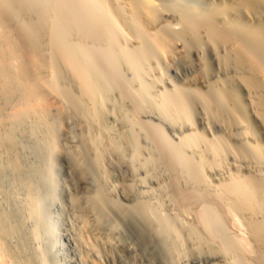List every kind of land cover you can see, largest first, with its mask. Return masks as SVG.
<instances>
[{
	"label": "bare ground",
	"instance_id": "6f19581e",
	"mask_svg": "<svg viewBox=\"0 0 264 264\" xmlns=\"http://www.w3.org/2000/svg\"><path fill=\"white\" fill-rule=\"evenodd\" d=\"M65 1V4H62L63 9H61L62 7L60 8L59 5L62 2L59 3V0H0V264H102L105 260L115 261L120 259L118 258V251L120 250L126 253L127 258L133 262L146 261L149 264H173L176 260L173 262L171 258L173 246L170 244L171 236L167 234L164 226L166 222L163 224L165 219L160 220V215V218H157V215L153 214V208H151L153 202L151 203L152 199L150 202L148 199L154 195L156 197V194L158 196L159 194H167L164 184H168L167 179L169 177H167V174L168 176L171 174V172L168 173V170L172 171V169H169L168 163L172 165L173 163L171 164V162L175 161V158L172 160L169 155L172 156L171 153L175 149L173 151L170 149V154L167 152L166 155L165 150L167 148H162V141L160 143L162 145L161 149L165 152H161L160 145L156 146V144L162 138L157 140L158 137H156V143L152 141L154 138L151 139V134L148 135L147 130H145L147 125L146 127L145 124L143 126V121L141 125L138 124L139 121L137 122L136 120L141 119L133 115V113L138 111L133 109L135 111L133 112L131 107L128 106L129 104L126 103L128 99L125 98V95L127 93L124 94L123 89L121 90L124 87L116 86L112 81L114 80L113 77L110 80L107 79L106 76H108L109 72H104L103 74L104 69L98 70L96 67H99V65L91 58L95 63V66H93L94 63L90 62V58L88 59V53L92 55L95 50L85 49L84 47L89 46L87 44L83 46L81 42L84 40L86 43V40H88L84 38L86 33H90V39L94 36L97 41L110 39L111 42V40L114 41L111 36H115V33L120 35V32H122L121 37L125 34L127 38L125 35L124 37L131 43L130 45H135L133 46L135 50L140 49L137 54L141 55L143 60L140 59L138 61L142 60L141 62L143 63L145 60L147 62H144V64L148 63L154 69V73L157 75H154L157 77L155 78V83L167 89L169 88L168 90L171 89V92L175 91L173 92L174 94L178 90V86L176 87L177 83L187 89V91L190 90L189 93L192 92L193 94L196 92L194 93L195 95L199 93L197 89L203 88L206 81H209L210 85H212L211 88L214 89L213 92L220 91L222 96H224L222 100L224 99L223 101L229 106L228 110H226L229 111L230 109L229 112H231L230 114L233 118L231 117L232 121H230L231 118L224 116L225 113L222 112L220 106L217 107L219 103L216 100L214 101L212 97H207L208 95L204 93L206 96H200V92L199 99L203 96L200 100L203 110L211 112L212 123L219 132L228 135L236 142H244L250 139L254 144L253 162L258 165L255 168L259 167L260 170H264V162L262 160L264 159V145H262L264 142L261 143L264 140V0H92L91 2L95 4V8L90 4L92 7L90 9L96 11L98 9L103 12L106 15L105 17L108 18H106V21L111 22L112 26L121 29L118 32L114 30L115 33L110 30L113 33L111 36L108 33V29L111 27L110 25H108L110 28L106 26L109 22L105 24L104 17V21L101 24L103 23L102 25L105 26L102 27L99 24V20L102 18L96 20L98 25L96 24L97 22H94L98 16L101 17L99 15L101 12L96 15L97 17H94L93 14L96 13H91L93 10L89 13L87 10L89 8L86 7V10L83 9L87 12L85 19L86 15L82 14L77 8H85L84 4L88 1L84 3V0H74L76 1L77 10H74V12L79 11V16H84L81 22L83 23L85 20L86 22L84 23L89 27H87L88 30L86 29L87 32L82 37L81 33L77 34V32H83V29L79 30L80 21L76 22L80 18L78 16L79 13H76L78 19L75 16V20H72L77 24H72L73 22H71L69 17L72 25L67 21V26L75 25L76 28L78 26L77 29L79 31L76 29L77 32L74 33L75 27L71 28L70 26L68 32L73 31L77 36H81L80 38L79 36L77 38L76 35L72 36L73 38L76 36V43L72 42L74 39H72L71 35L73 34L68 35L67 30H64L66 24L63 26L61 23V20L68 18L66 15H72L71 17L75 15V13L73 15V12H70L73 10H69L72 1ZM66 3L70 7L69 5L65 7V9L69 8H67L69 13L67 12L64 15L66 11H61L64 10ZM78 5L80 6L78 7ZM73 6L72 8H74ZM83 10L81 9V11ZM61 13H64L65 19L61 18ZM90 15H93L91 17L94 19ZM79 23L80 25H78ZM87 25L82 27L86 28L85 26ZM90 29L92 30V35L91 31H89ZM170 29L175 30L177 37L173 31H168ZM107 34L110 38H107ZM87 36L88 34H86ZM69 37H71V40ZM94 37L93 40L95 39ZM124 37L122 41H124ZM81 38L83 39L80 40ZM78 39L81 41L80 43H78ZM90 39L88 42L91 41ZM182 39L184 40L182 42L184 46L176 41ZM107 40L105 41L106 44L109 42ZM115 40L118 41H115L116 43L112 42L113 46L120 42L117 37H115ZM124 42L127 43V41ZM126 43L124 44V46L126 45L125 48L117 46L118 49L121 48L119 50L115 49V51L120 52L121 49H126L129 45V43L128 45ZM191 48H193L192 52L195 59H191L188 54V50ZM106 49L109 51V48ZM128 49L129 47L126 50ZM86 50L93 52H87ZM126 50L122 52H126ZM97 52L96 50L95 54ZM103 52L105 53V50ZM106 57L108 58V55ZM122 57L124 58H119V60L115 58V62H122L123 59L125 61V59L129 58V55L127 57L123 54ZM131 58H129L128 62L130 61L131 63L133 59L131 68L134 70L137 68L135 65L137 60ZM97 60L98 58L95 61ZM108 60H110V57ZM112 61L114 62L113 59ZM89 62L93 64L90 65ZM121 62L119 64L122 65ZM128 62L124 63L127 66V71L128 69L130 70V63L127 64ZM119 64L117 63L116 65L118 66ZM133 64L135 67H132ZM140 66L138 65V67ZM92 67L96 69L94 68L95 70H93ZM149 68H147L148 71L151 70ZM121 69L123 68L121 67ZM130 72L132 73V70ZM143 72L146 73L145 71ZM119 73L118 71L117 75ZM125 75L123 76L124 78ZM140 84H147V86L145 85L146 89L143 88L144 86L140 87ZM140 84L138 86L136 84V86L141 88V90L138 89L136 91L142 92L144 89L143 91L145 92L142 93H145V95H143L146 96L148 94L146 97H149L148 99L151 101L150 108L147 107L146 109L149 108V112L152 109L154 112L150 113L159 116L164 121L163 123L167 125L166 127L175 136L177 135L181 142L188 139L194 133L192 132L194 129L192 127L193 123H190V116L187 114L189 111L184 107L188 112L180 111L185 112V116L182 117V114L176 113L177 111L174 113L173 110H169L168 106H162L165 101L162 104L160 103L161 105L154 102L152 96H154L155 92H152L153 95L150 96V92L153 89H150L149 92L148 82ZM133 87L131 86V88ZM140 93L138 94L140 95ZM169 93L166 92L164 94ZM214 94L219 95L217 93ZM168 98L170 101L172 100L171 97ZM181 101L182 99L178 103ZM147 102L146 104L148 105L149 103ZM188 104L186 103L187 106ZM132 108L135 107L133 106ZM175 109L177 110L178 108ZM198 124L200 127H205V120L202 116L198 117ZM253 124L256 125L258 130L252 128ZM232 126L235 127L233 129H237L238 135L233 134ZM148 127L150 126L148 125ZM150 130L152 129L150 128L148 131ZM196 132L198 134V131ZM152 134L155 135L156 133ZM201 136L197 137L202 142L201 138L203 137ZM195 137L194 140L192 136L190 137L192 142L195 141ZM168 139L166 140L168 141ZM191 139H188L189 142ZM166 140L165 142H167ZM183 142L182 144L186 140ZM192 144H185L186 146L190 145L188 150L196 142ZM216 145L218 146V144ZM232 146L230 149H232ZM180 148L184 147L180 146ZM197 148L199 149V146ZM212 149L214 151V147ZM221 149L223 150V147ZM239 149L237 150L240 151ZM237 150L236 152H238ZM213 151L210 150V155ZM197 152L199 153V151L195 153L198 154ZM221 152L220 154H222ZM202 154L204 155L203 152ZM199 155L201 158L200 153ZM212 155L214 156V153ZM165 156H168V159ZM205 156L199 161H201L203 169L208 175L215 179L222 171H219L218 167L216 168L215 162L214 164L210 163V159L206 161L204 159ZM230 158L232 157L230 156ZM206 159L208 160V158ZM237 161L241 162L239 159ZM223 162L225 164L224 159ZM219 163H216V165ZM167 164L168 169L166 171ZM220 164L222 165V163ZM179 166L181 167V165ZM231 175L233 176V173ZM204 176L206 177V175ZM241 180L244 179H236L235 174V177H230V180L227 181L226 188L225 186L222 187L226 189L225 191L228 192L226 194L230 196L229 208H232L231 210L237 208V210L250 215L253 243L258 248L255 255H250L253 257L252 264H264V189L261 188L262 191L259 190L262 186H258V189H253L251 185L254 181L251 185L246 182V180L249 182L250 179L246 178L245 182ZM146 182L155 186V189L147 188L146 185L148 184ZM254 184L257 187L256 183ZM176 185H178L177 182ZM174 188L176 190L177 186ZM179 197H181V194ZM188 197L190 198V196ZM120 199H127L131 203L124 204ZM177 199L179 198L177 197ZM220 202H222L221 198ZM154 204L158 205L157 202ZM226 205L229 204L227 203ZM231 210H229L230 213ZM214 211H217V209ZM187 212V214H190L188 210ZM195 213H197L196 210ZM207 216L208 218L210 217L209 215ZM222 220L220 223H222ZM128 221L132 225H129ZM203 222L205 223V221ZM172 223L171 221L170 224ZM127 226L126 230L129 231L131 229L130 233H126L124 230ZM170 227L169 225V229ZM179 228L178 230L181 231ZM202 228H204V225ZM181 234L180 236L182 237ZM204 236L207 235L204 234ZM199 243L201 241L197 244ZM203 244L206 243L203 242ZM212 244V242L211 244L209 243L210 246ZM185 246L188 248L187 245ZM210 248L207 250L209 251ZM215 248H211L212 252H215ZM240 248L242 249V247ZM181 251L183 250L181 249ZM216 253L218 252H215L213 256L211 255V261L220 260V256ZM247 256L246 260L248 259ZM122 260H119V263ZM249 262L251 263V260ZM249 262L247 263L250 264ZM210 263L212 264V262Z\"/></svg>",
	"mask_w": 264,
	"mask_h": 264
},
{
	"label": "rangeland",
	"instance_id": "374dc122",
	"mask_svg": "<svg viewBox=\"0 0 264 264\" xmlns=\"http://www.w3.org/2000/svg\"><path fill=\"white\" fill-rule=\"evenodd\" d=\"M60 2L59 3H61V5H59V7L61 8L62 7V4H65L64 3V1L62 0H59ZM69 1V0H68ZM67 1V2H68ZM72 1V2H71ZM88 1V2H87ZM92 0H84V3L85 2H87V3H85L84 5H85V8L84 7H82L81 9L83 10V9H85L86 10V7L87 8H89V9H87L88 11H89V13H90V11L91 10H93V9H90V8H92L91 6H93L94 8H95V4L93 3L92 4V2H91ZM66 2V1H65ZM69 2H71L70 3V5H71V8L69 9L68 7V9L69 10H73V11H70V12H73L72 14L74 15V13H75V15H74V17H71V16H69V14L68 15H66L67 14V12H68V9L66 10L65 9V7L66 6H68L69 4H67L66 3V5L64 6V10H62L61 12H64V11H66V12H64V13H61L62 14V19H65L66 18V16L68 17L66 20H61V23L63 24V26H65L64 24H66V27H64V30L66 29L67 30V32L69 31V28H70V26L72 25V24H77L79 21H80V23H81V26L79 27V30L81 31L82 29V31L83 32H77L76 31V29L78 28V26H77V28L75 27V25H73V26H71V28H74L75 27V31H74V33H76L77 32V34H79V33H81V35H82V37H83V35H84V33H86L87 31H86V29L88 30V25L87 24H85L84 22H86L85 20H84V22L82 23L81 21V19H82V17H84L82 14L84 13V15H86V13L87 12H85L84 10V12L83 11H81V9H79L80 7V5H78V7L79 8H77L82 14V17H80L79 15H80V12L78 11V12H74V10L75 11H77L76 10V1H74V0H70ZM68 2V3H69ZM91 2V3H90ZM73 3H74V6H73ZM90 4H91V6H90ZM70 5H69V7H70ZM89 5V6H88ZM72 6L75 8H72ZM61 9H63V7L61 8ZM60 9V10H61ZM97 9V8H96ZM96 10H93V11H91V13L92 12H94V13H96V14H93L94 15V17H97L96 15H98V13L99 12H101V11H99L98 9H97V11L95 12ZM69 13V12H68ZM76 13L78 14V16L80 17L79 19H78V17L76 16ZM66 15L65 16V18H64V15ZM93 15H90V17L91 16H93ZM99 15H101V17L100 16H98L95 20H94V22H97L96 24L98 25V21H96V20H99L100 18H102V19H100L99 21H100V25H102L101 24V22L102 21H104L105 22V24H106V22L108 23L109 21H106L108 18L107 17H105L106 15L103 13V12H101ZM102 15H104V16H102ZM75 16L77 17V19H78V21H72V20H75ZM69 17L71 18L70 20H71V22H73L72 24H71V22L69 21ZM86 17H87V15L85 16V19H86ZM103 17H104V20H103ZM74 18V19H73ZM91 18H93V17H91ZM91 18H89V19H91ZM107 18V19H106ZM94 19V18H93ZM93 19H91V20H93ZM65 21V22H64ZM67 21L69 22V24H71V25H68L67 26ZM80 23L78 24V25H80ZM87 25V26H85L86 28H84V27H82V26H84V25ZM112 23L111 22H109L106 26H108V25H110V29H108L109 30V32L108 33H110V35L109 36H111V34L113 35V33H111V31L112 32H114V30H117L116 32H118V30L119 31H121V29H119L118 27H116V26H112L111 25ZM103 26H105V25H102V27ZM82 27V28H81ZM88 27V28H87ZM107 27V28H108ZM91 28V27H90ZM112 28H113V30H112ZM84 29H85V32H84ZM65 30V31H66ZM71 30V29H70ZM78 30V29H77ZM78 30V31H79ZM111 30V31H110ZM89 31H91V35H92V30L90 29ZM169 32L170 31H173V33H174V35L176 36V34H175V30H172V29H170V30H168ZM73 34V35H71V37L72 36H74V35H76V34H74L73 33V31L72 32H68V35H70V34ZM83 33V34H82ZM115 33V32H114ZM121 33L122 32H120V37L115 33L114 35L115 36H111L112 38H114V41H112L111 40V42H110V39L109 40H107V41H109L110 42V44H112V46H110V44H109V42H107V44H106V40H98L97 41V39L94 37V36H92L91 38L92 39H90V33H86V34H88V36L86 37V34H85V37L84 38H87L88 40L90 39L91 41H89L88 42V40H86V43H85V41L83 42H81V41H79V39H78V43H80L81 42V45H83V46H86V44L90 47H84L85 49H88V50H95L94 52H93V54L91 55V54H89L88 53V59L90 58V62H93V60H94V62H96V64L97 65H99V67L97 66L96 68L98 69V70H101V68H102V70H103V74H104V72H106V73H108V76H106V78L107 79H112V77L114 78V80H112L113 82H114V84L117 86L118 85V87H119V85H120V87H124V88H121V90L123 89V92H124V94H126L125 95V98L126 99H128V100H126V103L127 104H129L128 106L129 107H131V110H135V111H138V112H136L137 113V116H136V113H133V115L136 117V118H140L141 120H136L137 122H138V124H142L143 123V126H144V124H145V127H146V125H147V127L145 128V130H147V133H148V135L149 134H151L150 135V138L151 139H153L152 141L154 142V143H156L157 142V140L158 139H161V140H158V143L156 144V146L157 145H160V143L163 141V146L162 145H160V149H161V146H162V148L163 147H165L164 149H166L165 151H166V155H167V152H169V154H170V152L171 151H173L174 149L176 150H174L171 154H172V156L171 155H169V158L171 159V157H172V160H173V158H175L174 160L175 161H172L171 162V164L172 165H170V163H168L169 164V169H172V171H173V173H172V171H170V170H168V173H170L171 172V174H172V177H171V174H169V176H168V174H167V172H166V174H167V177H169V179H170V181H169V179H167L168 180V184H164L165 185V188H166V192H167V194H159V196L156 194V197H155V195L154 196H151L148 200H149V202H150V200H151V203H152V205H151V208H153L152 209V212H153V214L155 215H157V218H160L159 217V215L161 216V218H160V220H164V222H163V224L166 222V224L164 225L165 226V228H166V231H167V234H169V236H171L170 237V244H171V246H173L172 247V255H171V258H172V261L174 262L175 260V262L173 263V264H211L210 262H212V264H246L247 262H249L250 260H251V263L250 264H252V258L253 257H251V256H253V255H255L256 253H257V251H258V248H257V246H256V244L255 243H253L254 242V240H253V230H251V225H250V223H252V221H251V219H250V215H248V214H246V212H243V211H239V210H237V208H234L233 210H231L232 208H229V206H230V196H228L227 194H226V192L227 191H225L226 189V183H228L227 181H229L230 180V177L231 178H233V176L235 177V174H236V179L237 178H239V180H240V178L241 179H244V180H241V181H244L245 182V180H246V178L249 180V182L246 180V182L248 183V184H252V182H253V184L254 183H256V186L257 187H255V184L253 185H251V187L254 189H258V186L260 187V186H262V187H260L259 188V190L260 191H262L261 190V188L262 189H264V179H262V178H264V170H260L259 169V167H256V168H258L257 170H256V168H255V166H258L257 164H255V162H253L254 161V150H253V143L251 142V140L250 139H247V141H244V142H236V141H234V140H232V138H230L228 135H226V134H224V133H222V132H219L217 129H216V127H214V124L212 123V120H211V112H209V111H205V109L203 110V105H202V102L200 101L201 100V98L203 97V96H206V95H208L207 97H212V99H214V101L216 100L217 101V103H219V104H217L218 106L217 107H219L220 106V109L222 110V112H224L225 113V117H229V118H231L232 117V115L230 114L231 112H229L230 111V109H229V111H227L228 110V104H226V102H224L223 100H222V97L224 98V96H222V94L220 93V91H214L213 92V90L214 89H212L211 88V86L212 85H210L211 83L209 82V81H206V84H205V86L202 88H200V89H197V92L199 91V93H197V94H195L194 95V93H196V92H194L193 94H192V92L191 93H189V91L190 90H188L187 91V89H184L182 86H179L180 84L179 83H177V85H176V87L178 88V90H179V92H178V90L177 89H175V90H177L176 91V93L174 94L173 92H175V91H172L171 92V89L170 90H168L166 87H163V86H159V85H157V83H155L156 81V79L155 78H157L156 76V73H154L155 71H154V69L153 68H151L150 67V65L148 64V63H146V64H144V62H147V61H143V63L141 62L142 60H143V58H142V56L140 55L139 56V54H137L139 51H140V49H137V47H136V49L137 50H135V48L133 47V46H135V45H130L131 43H129V41L128 40H126V38H127V36L125 35V37H124V35H123V37H124V41H127V43L126 42H124V41H122V39H123V37H121ZM117 35V36H116ZM77 36V35H76ZM76 36L73 38L72 37V39H74V40H72V42H77V39H76ZM79 36V38L81 37L80 35H78ZM78 36H77V38H78ZM108 36V34H107V38H110ZM71 37H69V39L71 40ZM89 37V38H88ZM93 37L95 38L94 40H93ZM115 37H117V39L119 38V41L121 42H119V44H117L116 46H115V44H114V46H113V43L116 41L115 40ZM177 37V36H176ZM111 38V39H112ZM83 38H81L80 40H82ZM94 41H96V42H94ZM101 41V43H99ZM102 41H103V43H102ZM118 41V40H117ZM116 41V42H117ZM176 41H178L179 43H182V42H184V40L182 39V40H176ZM89 44H88V43ZM94 42V43H93ZM113 42V43H112ZM115 42V43H116ZM131 42V41H130ZM84 43H85V45H84ZM127 44L128 45V43H129V45H128V47H129V49H130V47H131V49L129 50H126V49H121L120 50V52H118L117 50H119L118 49V47L119 46H122V48L124 47H126V45L124 46V44ZM92 44H93V46H92ZM122 44V45H121ZM183 44V46H184V43H182ZM105 46V47H104ZM108 46V47H107ZM118 46V47H117ZM96 47V48H95ZM106 48H109V51L106 49ZM114 50H113V49ZM134 48V49H133ZM186 48V47H185ZM115 49H117L116 51H115ZM189 49V48H188ZM193 48H191L190 50H188V54L191 56H189L191 59H195V57L193 56V50H192ZM96 50L98 51L96 54H95V52H96ZM105 50V53L103 52ZM123 50H126V52L124 51V52H122ZM132 50H134V51H132ZM139 50V51H138ZM87 51V50H86ZM100 51H101V53H100ZM111 51V52H110ZM113 51H114V53H113ZM191 51V52H190ZM87 52H91V51H87ZM91 52V53H92ZM102 52H103V54H102ZM122 52V54H120L119 55V53H121ZM132 52H134V53H136V55H134V53H132ZM98 53H99V55H98ZM108 53H110V54H108ZM111 53H112V55H111ZM130 53V54H129ZM94 54H95V56H94ZM103 56V58H102V56ZM114 54V55H113ZM118 54V55H117ZM123 54H124V56H127L128 57V55H129V58H131L133 55V57L132 58H135V60H137V61H135V62H137L136 64H135V62H134V64L137 66V68H135L134 70H133V68H131V63H133L132 62V60H131V63H130V61L128 62V60H129V58L128 59H125V61H123L122 60V62L121 61H116L115 62V58H118L119 56H121V57H119L120 59L121 58H124V57H122L123 56ZM140 54H141V52H140ZM89 55H90V57H89ZM106 55H108V58L106 57ZM115 55H116V57H115ZM91 56H94V57H91ZM100 56V57H99ZM131 56V57H130ZM109 57H110V60L112 61V59L114 60V62L112 61H110V60H108L109 59ZM111 57H112V59H111ZM126 57V58H127ZM139 57V58H138ZM93 60H92V59ZM98 58V60L97 61H95L96 59ZM100 58V59H99ZM106 58V59H105ZM119 58L117 59V60H119ZM138 58V59H137ZM200 58H201V56H200ZM140 59H142L141 61H138V60H140ZM92 60V61H91ZM100 60H103V61H100ZM107 61H108V63H107ZM89 62V63H90ZM93 62V63H94ZM105 62V63H104ZM119 62H121L122 63V65L121 64H119ZM126 62H128L127 64H129L130 63V70L128 69V71L126 70L127 68V66L125 65L126 64ZM141 62V63H140ZM92 63V64H93ZM102 65H101V64ZM119 64L118 66L116 65V64ZM125 63V64H124ZM91 63H90V65H92ZM104 64V65H103ZM108 64H110V65H108ZM134 64H133V66L132 67H135L134 66ZM144 64V65H143ZM149 66H148V65ZM112 65V66H111ZM138 65H141L140 67H138ZM93 66H95V63H94V65ZM110 66V67H109ZM119 66H120V68H119ZM145 66V67H144ZM104 67V68H103ZM115 67V68H114ZM121 67L124 69H121ZM151 68V70H149L148 71V69L147 68ZM95 67H92V69L93 70H95L94 69ZM100 68V69H99ZM106 68H107V70H106ZM138 68H141V69H138ZM149 68V69H150ZM110 69H111V71H110ZM116 69V70H115ZM137 69V71H135ZM120 72L118 75H117V73H118V71ZM132 70V73L130 72ZM147 70V71H146ZM127 71V72H126ZM142 71V72H141ZM143 71H145L146 73H144ZM153 71V72H152ZM102 72V71H101ZM117 72V73H116ZM128 72H130L131 74H133V75H131L130 73H128ZM137 72V73H136ZM139 72V73H138ZM151 74H150V73ZM106 73H105V75H106ZM115 73V74H114ZM135 73V74H134ZM142 75H141V74ZM154 73V74H153ZM113 74V75H112ZM124 74H126L125 75V78L123 77L124 76ZM140 74V75H139ZM153 74V75H152ZM134 75H136V76H134ZM145 75V76H144ZM154 75H156V76H154ZM149 76V77H148ZM151 76H152V78H151ZM127 77H129V78H127ZM130 77H132V78H130ZM135 77V78H134ZM137 77V78H136ZM116 78H118V79H116ZM121 78V79H120ZM127 78V79H126ZM142 78H144V79H142ZM151 78V79H150ZM116 79V80H115ZM123 79V81H121ZM136 79V80H135ZM139 79H140V81H139ZM153 79H154V82H153ZM125 80V81H124ZM130 80V81H129ZM132 80V81H131ZM145 80V81H144ZM127 81H128V83H127ZM142 81H144V82H148V90H149V92H150V89H153L151 92H150V96H152L153 94H152V92L154 93V96H152V98L154 99V102H157V103H163L164 101L166 102V106H165V102H164V105H162V106H164V107H167L168 106V109L170 110L171 109V111L173 110V112L175 113L176 111V113H179L180 115L182 114V117L183 116H185L184 114H185V112H188L187 114L190 116V123L193 125L192 127L194 128L193 129V131L192 132H194L191 136H192V138H193V140H194V137L196 136H201V137H203V138H201L202 139V142L200 141V138L199 137H195V141L194 142H196V144L194 145V146H199V149L197 148V147H195V148H197V149H195V148H193L194 146H191L190 147V149H192V150H188V148H189V146H186L185 144H191V145H193L192 143H194V142H192V139L189 137L188 139L190 140L191 139V141L190 142H192V143H190L189 142V140L188 139H185L186 140V142H185V140H184V144H182V142H181V140L177 137V135L175 136V134L174 133H172L169 129H168V127H166L167 125H165V123H163L164 121L163 120H161V118L159 117V116H157L156 114H153V113H150V112H152L153 110L151 109V111L149 112V106H150V104H151V101L148 99L149 97H146L148 94H146V96H144L145 95V93H142V92H145V91H143L144 89L143 88H145V85L147 86V84H143V85H141L140 83H144V82H142ZM152 81V82H151ZM132 82H135V83H132ZM136 82H138V83H136ZM121 83V84H120ZM132 83V84H131ZM131 84V85H130ZM136 84H137V86H138V84H140L139 86L141 87V86H144L142 89V92L141 91H136V90H138V89H140L141 90V88H138L137 86H136ZM208 84V85H207ZM128 86V87H127ZM131 86L133 87V88H131ZM126 87V88H125ZM210 87V88H209ZM168 90H166V89ZM206 88V89H205ZM209 88V89H208ZM125 89V90H124ZM129 89V90H128ZM134 89H135V91H134ZM146 89V88H145ZM212 89V90H211ZM131 90V91H130ZM182 90H184V91H182ZM128 91V92H127ZM160 91H161V93H160ZM185 91H186V93H185ZM211 91V92H210ZM132 92H133V94H132ZM135 92V93H134ZM142 93V95H141V93ZM169 93V94H164V93ZM183 92V93H182ZM200 92H201V94H200ZM129 93H131V94H129ZM138 93H140V95L138 94ZM160 93V94H159ZM172 93V94H171ZM177 93H179V94H177ZM185 93V94H184ZM206 94V95H204V94ZM212 95H211V94ZM214 93H217V94H219V95H216V94H214ZM160 96H159V95ZM175 96H174V95ZM199 94H200V96L201 95H203L200 99H199ZM136 97H135V96ZM163 95H165L164 97H163ZM172 95H173V98H172ZM177 95H180V96H177ZM192 95V96H191ZM211 95V96H210ZM139 96V97H138ZM167 96V97H166ZM176 96H177V98L178 97H180V98H178V100L180 101L181 99H182V101L180 102V103H178L179 101L178 100H176L177 98H176ZM181 96H183V97H181ZM213 96H215V97H213ZM216 96H218V97H216ZM131 97H132V99H131ZM140 97H142V99H140ZM144 97V98H143ZM167 98V101H166V98ZM168 97H171L172 98V100L170 101V99L168 98ZM164 98V99H163ZM190 98V99H189ZM219 98V99H218ZM146 101H145V100ZM163 99V100H162ZM174 99V100H173ZM199 99V100H198ZM132 100V101H131ZM136 100H137V102H136ZM141 100V101H140ZM147 100H148V102H147ZM161 102H160V101ZM194 100V101H193ZM220 100H221V103H220ZM140 101V102H139ZM143 101H145V102H143ZM150 101V102H149ZM173 101V102H172ZM177 101V102H176ZM185 101H187V102H185ZM133 102V103H132ZM139 102V103H138ZM146 102L147 103H149L148 105L146 104ZM188 102H190L189 104H188ZM132 105H131V104ZM135 103V104H134ZM184 103V104H183ZM186 103L188 104V106L186 105ZM193 103V104H192ZM134 104V105H133ZM139 104V105H138ZM142 106H141V105ZM144 104H146V105H144ZM160 104V105H161ZM180 104V106H178L177 107V105H179ZM137 105V106H136ZM201 105V106H200ZM223 105V106H222ZM227 106V107H225V106ZM137 107L136 109L135 108H132V107ZM139 106V107H138ZM141 107V108H140ZM147 107H149L148 109H146ZM171 107H173V108H171ZM180 107V108H179ZM184 107H185V109L186 110H188V111H186L185 109H184ZM223 107V108H222ZM225 107V108H224ZM175 108H178L177 110L175 109ZM183 108V109H182ZM196 108V109H195ZM139 109V110H138ZM142 109V110H141ZM180 109V110H179ZM182 109V110H181ZM190 109H192V110H190ZM227 109V110H226ZM133 110V112H135ZM148 110V111H147ZM194 110H195V112H194ZM203 112H207V113H203ZM180 111H185V112H180ZM154 112V111H153ZM209 112V113H208ZM227 112V113H226ZM190 113H192V114H190ZM223 113V114H224ZM205 114V115H204ZM209 114V115H208ZM228 114V115H227ZM155 115V116H154ZM199 116H202L203 117V119L205 120V127H200V125L198 124V117ZM195 117V118H194ZM135 118V119H136ZM157 118V119H156ZM206 118V119H205ZM233 118V117H232ZM232 118H231V120L230 121H232ZM207 120V121H206ZM143 121V122H142ZM142 122V123H141ZM212 124H211V123ZM207 123V124H206ZM197 124V125H196ZM210 124V125H209ZM148 125L150 126V127H148ZM196 126V127H195ZM166 127V128H165ZM199 127V128H198ZM148 128V129H147ZM152 129V130H150V131H148L149 129ZM233 128H235L234 126H232V130H233V134H236V135H238L239 134V132L237 131V129H233ZM252 128L254 129V130H258L257 129V127H256V125L255 124H253L252 125ZM156 130V131H155ZM157 130H159V131H157ZM196 131H198V134H197V132ZM211 131V132H210ZM150 132V133H149ZM204 134H202V133ZM152 133H156L155 135L154 134H152ZM160 133V134H159ZM162 133H163V135H162ZM196 133V134H195ZM159 135V136H158ZM167 135V136H166ZM193 135H195L194 137H193ZM173 136V137H172ZM215 136H216V138H215ZM222 136V137H221ZM156 137H158L157 138V140H156ZM210 137H211V140H210ZM169 138V139H168ZM205 138V139H204ZM222 138V139H221ZM225 140H224V139ZM166 139H168V141L167 142H165V140ZM177 139V140H176ZM199 139V140H198ZM204 139V140H203ZM209 139V140H208ZM156 140V141H155ZM216 140V141H215ZM218 140V141H217ZM179 141V142H178ZM204 141H207V142H204ZM219 141H220V143H219ZM224 141H226V142H224ZM229 141V143H227ZM165 142V143H164ZM200 142V143H199ZM204 142V143H203ZM213 142H215V143H213ZM264 142V140L263 141H261V143H263ZM183 145H181V144ZM198 143V144H197ZM180 144V145H179ZM202 144V145H201ZM209 144V146H207V145ZM213 146H212V145ZM216 144H218V146L216 145ZM226 144H227V146H226ZM229 144H231V145H233L232 146V149H230L231 148V145H229ZM185 145V146H184ZM201 145V146H200ZM205 145H206V147H205ZM223 147V150L221 149V147ZM262 145H264V143L262 144ZM180 146L181 147H184V148H180ZM216 146V147H215ZM238 146V147H237ZM169 147V148H168ZM200 147H202V148H200ZM204 147V148H203ZM207 147H209V149H207ZM214 147V151H213V149L212 148ZM218 147H219V149H220V151H218L219 149H218ZM211 148V149H210ZM215 148H216V150H215ZM225 148H226V150H225ZM236 148V149H235ZM240 148V149H239ZM170 149H171V151H170ZM195 149V150H194ZM202 149H203V151H202ZM218 149V150H217ZM231 151H230V150ZM237 149H239L240 151H238ZM186 150V151H185ZM200 150H201V152H200ZM210 150L211 151H213V152H211V155H210ZM221 150H222V152H221ZM225 150V151H224ZM230 152H229V151ZM236 150L238 151V152H236ZM242 150V151H241ZM163 151V153L165 152L164 150H162L161 149V152ZM183 151V152H182ZM196 151H199V153L201 154V158H203V156H205L204 157V159L206 160V161H209V159L211 160V161H209L210 163L212 162L213 164H214V162H215V166H216V168L218 167V169H220L219 171H222V172H220L219 173V175L217 176V177H215V179H214V177H210L209 175H208V173L203 169V165H202V163H201V161H199V160H201V158L199 157L200 155H199V153L198 154H196L195 152ZM219 153H218V152ZM233 151V152H232ZM202 152L204 153V155L202 154ZM207 152V153H206ZM209 152V153H208ZM220 152L222 153V154H220ZM224 152V153H223ZM234 152H235V154H234ZM241 152V153H240ZM188 153V154H187ZM193 153V154H192ZM212 153H214V156L212 155ZM215 153H217V154H215ZM226 153V154H225ZM175 155V157H173L174 155ZM181 154H183L182 156H180ZM185 154V155H184ZM191 154H192V156H191ZM219 154V155H218ZM248 154V155H247ZM165 155V154H164ZM190 155V156H189ZM197 155V157L195 158V156ZM208 155V156H207ZM221 155H223V156H221ZM238 155V156H237ZM179 156V157H178ZM188 156V157H187ZM221 156V158H219ZM229 156V157H228ZM230 156L232 157V158H230ZM237 158H236V157ZM245 156H247V157H245ZM181 157V158H180ZM185 157H186V159H185ZM191 157H192V159H191ZM217 157V158H216ZM226 157V158H225ZM249 157V158H248ZM252 157V158H251ZM165 158H167L168 159V156L166 157L165 156ZM206 158H208V160L206 159ZM213 158V159H212ZM241 158V159H240ZM243 158V159H242ZM195 159H196V161H195ZM223 159H224V161H225V164H224V162H223ZM226 159V160H225ZM237 159H239L241 162H239V161H237ZM248 159L250 160L249 162H248ZM177 160V161H176ZM217 162H216V161ZM230 160V161H229ZM263 160V162H264V159H262ZM181 161V162H180ZM184 161V162H183ZM186 161V162H185ZM188 161V162H187ZM190 161V162H189ZM199 161V162H198ZM219 161H221L220 163H222V165L219 163ZM244 162V163H243ZM181 163H183V164H181ZM185 163H186V165H185ZM216 163H219V164H217L216 165ZM229 163V164H228ZM234 163V164H233ZM168 164H167V166H166V171H167V169H168ZM178 164V166H176ZM193 164V165H192ZM195 164V165H194ZM198 164V165H197ZM246 164V165H245ZM264 164V163H263ZM179 165H181V167L179 166ZM184 165V166H183ZM224 165V166H223ZM225 165H226V167H225ZM233 165V166H232ZM237 165V167L235 168V166ZM243 165V166H242ZM249 165V166H248ZM172 166V167H171ZM183 166V167H182ZM200 166H202V168H200ZM219 166H222V167H220L219 168ZM232 166V167H231ZM171 167V168H170ZM174 167V168H173ZM234 167V168H233ZM240 167V168H239ZM250 167V168H249ZM176 168V169H175ZM184 168H186V169H184ZM200 168V169H199ZM226 168V169H225ZM229 168V169H228ZM233 168V169H232ZM176 170L175 172H174V170ZM250 171H249V170ZM201 170V171H200ZM202 170H204V171H202ZM184 171V172H183ZM198 171V172H197ZM244 171V172H243ZM176 172H178V173H176ZM185 172H187V173H185ZM188 172H189V174H188ZM201 172V173H200ZM256 174H255V173ZM258 172V173H257ZM182 173V174H181ZM193 173V174H192ZM196 173V174H195ZM205 173H207V174H205ZM224 175H223V174ZM233 173V176L231 175ZM235 173V174H234ZM263 173V174H262ZM178 174V175H177ZM185 174H187V176H185ZM240 174V175H239ZM183 175V176H182ZM192 175V176H191ZM196 177H195V176ZM198 175V176H197ZM202 175H203V178H202ZM204 175H206V177H208V178H206ZM231 175V176H230ZM244 177H243V176ZM141 176V175H140ZM143 176V175H142ZM173 176H177V177H174L173 178ZM199 176H201L200 178H199ZM223 176H224V178H223ZM229 178H228V177ZM240 176V177H239ZM247 176V177H246ZM251 178H250V177ZM256 178H255V177ZM262 176V177H261ZM181 177V178H180ZM249 177V178H248ZM178 178V180H176L175 181V179H177ZM180 178V179H179ZM192 178V179H191ZM197 178V179H196ZM205 178V179H204ZM211 178V179H210ZM213 178V179H212ZM217 178V179H216ZM220 180H219V179ZM262 180V182H261V180ZM187 181H186V180ZM208 179H210V180H208ZM252 179V180H251ZM258 179V180H257ZM182 180V182H180ZM185 180V181H184ZM201 180V181H200ZM206 180H208V181H206ZM214 180V181H213ZM175 181V182H174ZM189 181V182H188ZM193 181V182H192ZM211 183H210V182ZM213 181V182H212ZM226 181V182H225ZM258 181V182H257ZM260 181V182H259ZM170 182V183H169ZM173 182V183H172ZM176 182H177V184L178 185H176ZM180 182V183H179ZM184 182V183H183ZM197 182V183H196ZM199 182V183H198ZM201 182V183H200ZM203 182H208V183H203ZM224 182V183H223ZM149 182H146V184H148ZM216 183V184H215ZM194 184H196V185H193ZM198 184V185H197ZM204 186H203V185ZM210 185V186H208V185ZM223 184V185H222ZM225 184V185H224ZM177 186V188H176V190H175V188L174 187H176ZM180 185V186H179ZM184 185V186H183ZM187 185H189V186H187ZM191 185V186H190ZM201 185V186H200ZM218 185V186H217ZM147 186V188H150V189H152V188H154L155 189V186H153L151 183L150 184H148V185H146ZM174 186V187H173ZM208 186V187H207ZM216 186V187H215ZM222 186H225V188L224 187H222ZM184 187H185V189H184ZM199 187V188H198ZM201 187V188H200ZM205 187V188H204ZM172 188V189H171ZM198 188V189H197ZM206 188H208V189H206ZM169 189V190H168ZM210 189V190H209ZM216 189V190H215ZM220 189H222V190H220ZM149 190V189H148ZM168 190V191H167ZM180 190V191H179ZM195 190V191H194ZM201 192H200V191ZM207 190V191H206ZM152 191V190H151ZM217 191V192H216ZM219 191H221V192H219ZM169 192V193H168ZM179 192V193H178ZM199 193V194H198ZM210 193H213V194H210ZM220 193V194H219ZM228 193V192H227ZM180 194H181V197H179L180 196ZM190 194V195H189ZM205 194V196H203ZM164 195V196H163ZM196 195V196H195ZM225 195H227V196H225ZM161 196V197H160ZM171 196V197H170ZM188 196H190V198L188 197ZM201 196V197H200ZM208 196H210V197H208ZM216 196H217V199H216ZM154 197V198H153ZM170 199H169V198ZM177 197L179 198V199H177ZM185 197H187L186 199L183 198ZM191 197H193V198H191ZM206 197V198H205ZM189 198V199H188ZM208 198V199H207ZM212 198H214V199H212ZM220 198H221V201L222 202H220ZM169 199V200H168ZM181 199V200H180ZM190 199H192V200H190ZM197 199V200H196ZM204 199V200H203ZM208 201H207V200ZM228 199V200H227ZM213 202H211V201ZM215 202H214V201ZM120 201H122V203H124V204H130L131 203V201L129 202V200H127V199H120ZM157 202L158 203V205L156 204H154L155 202ZM206 201V202H205ZM217 201H218V203H217ZM169 202V203H168ZM171 202V203H170ZM181 202V203H180ZM184 202V203H183ZM210 202V203H209ZM223 202H225L224 204H222ZM196 203V204H195ZM229 204V205H226V204ZM160 204V205H159ZM173 204V205H172ZM178 204V205H177ZM191 204V205H190ZM193 205H195V206H193ZM212 205V206H211ZM215 205V206H214ZM163 206V207H162ZM168 206V207H167ZM191 206V207H190ZM155 207V208H154ZM195 207V208H194ZM210 207V208H209ZM213 207V208H212ZM225 207V208H224ZM183 208V209H182ZM192 210H191V209ZM194 208V209H193ZM231 210V213L229 212V210ZM157 209V210H156ZM168 209V210H167ZM186 211H185V210ZM199 209V210H198ZM203 209V210H202ZM210 209H214V210H216L217 209V211H214V210H210ZM187 210L189 211V213L190 214H187L188 212H187ZM190 210H191V212H190ZM195 210H196V212L197 213H195ZM155 211V212H154ZM193 211V212H192ZM211 211V212H210ZM214 211V212H213ZM219 211H220V214H219ZM233 211H235V212H233ZM238 211V212H237ZM186 212V213H185ZM208 212V213H207ZM216 212H218V213H216ZM225 214H224V213ZM192 213H193V215H192ZM199 213V214H198ZM203 213V214H202ZM243 213V214H242ZM209 215L210 217L208 218V216L207 215ZM214 214V215H213ZM216 214V215H215ZM234 214V215H233ZM240 217V219H239V217ZM199 216H200V218H199ZM203 216H205V217H203ZM217 216V217H216ZM222 216V217H221ZM228 216V217H227ZM235 216V217H234ZM164 217V218H163ZM193 217V218H192ZM203 217V218H202ZM231 217V218H230ZM168 218V219H167ZM174 218V219H173ZM196 218V219H195ZM218 218V219H217ZM222 218H223V220H222ZM173 219V220H172ZM194 219V220H193ZM199 219V220H198ZM225 219V220H224ZM236 219V220H235ZM133 220V219H132ZM168 220V221H167ZM180 220V221H179ZM196 220V221H195ZM209 220V221H208ZM222 220V223H220V221ZM173 222L172 224H170V222ZM202 223H201V222ZM203 221H205V223L203 222ZM219 221V222H218ZM232 221V222H231ZM251 221V222H250ZM133 222H135V220H133ZM177 222H178V225H177ZM198 222V223H197ZM226 222V223H225ZM248 222V223H247ZM128 223H129V225H132V223L131 222H129L128 221ZM175 223V224H174ZM209 223H213V225H209ZM219 225H218V224ZM200 224H202L201 226H199ZM207 224V225H206ZM224 224V225H223ZM169 225L172 227H170V229H172V230H170L169 229ZM175 225H176V227H175ZM203 225H204V228H202L203 227ZM206 225V226H205ZM215 225V227H213ZM217 225V226H216ZM247 225V226H246ZM249 225V226H248ZM174 226V227H173ZM211 226V227H210ZM220 226H221V229L219 230V228H220ZM179 227H181V228H179ZM217 227V228H216ZM250 227V228H249ZM128 228V226L124 229L125 230V232L126 233H130V230L128 231V230H126ZM178 228L181 230V231H179L178 230ZM185 228H186V230H185ZM210 228H211V230H210ZM216 228V229H215ZM168 229V230H167ZM183 229V230H182ZM188 229V230H187ZM207 229V230H206ZM213 229H214V231H213ZM216 230V231H215ZM251 230V231H250ZM169 231H172V232H169ZM174 231V232H173ZM178 231V232H177ZM212 231H213V233H212ZM218 231V232H217ZM180 232V233H179ZM203 232V233H202ZM251 233V235H250V233ZM176 233H179V234H176ZM182 233V234H181ZM180 234L182 235V237L180 236ZM190 234V235H189ZM204 234L205 235H207V236H204ZM212 234V235H211ZM214 234V235H213ZM176 235H177V237H176ZM179 235V236H178ZM183 235H184V237H183ZM203 235V236H202ZM209 235V236H208ZM169 236H168V240H169ZM189 236V237H188ZM245 236V237H244ZM176 237V238H175ZM197 237H199V238H197ZM209 237V238H208ZM212 239H211V238ZM238 237V238H237ZM187 238V239H186ZM192 240H191V239ZM206 238V239H205ZM242 238V239H241ZM244 238V239H243ZM247 238V239H246ZM252 240H251V239ZM179 239V240H178ZM194 239V240H193ZM205 239V240H204ZM212 241H211V240ZM232 241H231V240ZM236 239H237V241H236ZM244 240V241H241V240ZM250 239V240H249ZM196 240V241H195ZM197 240H199V241H201V243H199V244H197L198 242H197ZM209 240H210V242H209ZM214 240H215V242H214ZM238 240H239V243H238ZM180 241V242H179ZM183 241V242H182ZM191 241V242H190ZM196 242V243H194V242ZM228 243H226V242ZM176 242V243H175ZM187 242V243H186ZM193 242V243H192ZM203 242L204 243H206V244H203ZM211 242L213 243L212 245H214L213 247H216L215 249V252H218V253H216V254H218L219 256H220V260H218V261H211L210 260V258L214 255V253L215 252H212V249L211 248H213L212 247V245L210 246L209 245V243L211 244ZM230 242V243H229ZM215 243H216V245H215ZM231 243H233V244H231ZM239 245H238V244ZM240 243H242V244H240ZM245 243H247V244H245ZM251 243V244H250ZM178 244V245H177ZM196 244V245H195ZM217 244H218V246H217ZM255 244V245H254ZM185 245H187V247L188 248H186V246ZM198 245H200V246H198ZM202 245V246H201ZM206 247V249H205V247ZM225 245H226V247H225ZM231 245V246H230ZM192 246V248L190 249V247ZM194 246H196V247H194ZM197 246H198V248H197ZM208 246V247H207ZM229 246V247H228ZM243 246H245V247H243ZM249 246V247H248ZM251 246V247H250ZM252 246H253V248H252ZM255 246V247H254ZM177 247V248H176ZM179 247V248H178ZM185 247V248H184ZM209 247H211L210 249H209V251L211 250V252H209L207 249L209 248ZM232 247V248H231ZM237 247V248H236ZM240 247H242V249L240 248ZM200 248V249H199ZM240 248V249H239ZM256 249V251H255V249ZM181 249L183 250V251H181ZM191 250V251H189V250ZM203 249V250H202ZM220 249V250H219ZM230 249H232V250H230ZM234 249V250H233ZM243 249H244V251H243ZM245 249H246V251H245ZM253 249V250H252ZM122 250H120V251H118V253L121 255L120 257H119V254H118V258H120V259H117V260H105V261H103L102 262V264H145V263H147V264H149L148 262H144V261H138V262H133V261H131V260H129V258H127L128 256H127V254L126 253H123V251L121 252ZM185 251V252H184ZM208 251V252H207ZM220 251V252H219ZM239 253H238V252ZM251 251H252V253H251ZM125 252V251H124ZM175 252H177V253H175ZM254 252V253H253ZM179 253V254H178ZM181 253V254H180ZM205 253H207V255H205ZM209 253H210V255H209ZM222 255H221V254ZM245 255V258H244V255ZM250 253V254H249ZM126 254V255H125ZM175 254V255H174ZM252 254V255H251ZM212 255V256H211ZM248 255V256H247ZM251 255V256H250ZM210 256V257H209ZM223 256V257H222ZM243 256V257H242ZM246 256H247V260H246ZM206 257V258H205ZM209 257V258H208ZM222 257V258H221ZM240 257V258H239ZM124 259V260H122V259ZM244 258V259H243ZM179 259V260H178ZM209 259V260H208ZM119 260H122L120 263H119ZM246 260V261H245ZM107 261V262H106ZM111 261V262H110ZM124 261V262H123ZM242 261V262H241ZM245 261V262H244ZM216 262V263H215ZM15 264H20V263H15ZM248 264V263H247Z\"/></svg>",
	"mask_w": 264,
	"mask_h": 264
}]
</instances>
